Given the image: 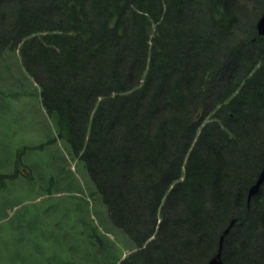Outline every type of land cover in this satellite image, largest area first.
I'll list each match as a JSON object with an SVG mask.
<instances>
[{"label": "trees", "instance_id": "1", "mask_svg": "<svg viewBox=\"0 0 264 264\" xmlns=\"http://www.w3.org/2000/svg\"><path fill=\"white\" fill-rule=\"evenodd\" d=\"M263 11L0 0V75L16 64L45 116L41 161H0V264H205L233 218L224 264H264V182L247 199L264 161Z\"/></svg>", "mask_w": 264, "mask_h": 264}, {"label": "rangeland", "instance_id": "2", "mask_svg": "<svg viewBox=\"0 0 264 264\" xmlns=\"http://www.w3.org/2000/svg\"><path fill=\"white\" fill-rule=\"evenodd\" d=\"M16 65V64H15ZM12 67V72H9L8 74H1L0 75V88L2 90V94L0 95V103H7V111L9 109V112H7L8 117H11V120L7 122V119L0 118V131L4 130L6 127L4 126L5 122L6 124L12 123L13 126H10L9 130H5L8 134H1L0 133V161H7V156L11 160V154L12 151H15L20 154V151L23 150V154L26 155L30 153L32 156L38 160L41 161L43 158V154L41 149L37 146V143L39 138H42V128L41 125L43 123V120L45 116H43L41 110L39 109V103L37 100V97L35 95V92H37L36 83L32 81V84H28L29 78H26L24 74H22L18 67L16 66ZM34 91V96L29 95V91ZM26 91V92H24ZM9 93H17L18 95H9ZM5 94L7 96H5ZM11 96V97H9ZM5 97H7L5 99ZM10 99H13L14 101L9 102ZM26 144V146H29L27 148H23L22 146ZM22 145V146H21ZM19 148V150H18ZM61 150L65 151L61 148ZM15 154V153H14ZM69 160V168L74 170V162L75 160H70L69 156H66ZM11 168V163L7 164V169L9 173V169ZM18 171L20 172H26L28 167L26 166V163L19 161L17 163ZM25 169V171H24ZM77 175L82 178L81 181L84 180L82 175V170L76 173ZM79 177V178H80ZM9 181V179H7ZM28 196H25L27 198ZM250 200V199H249ZM27 202L31 201L29 198L26 200ZM5 215L9 216L12 212V209H9L8 207H5ZM99 216H105L103 212L101 211L100 214L96 213ZM4 215V210H1L0 212V218ZM234 219V218H233ZM236 220V219H234ZM235 223V222H234ZM110 228H113L111 224L108 222ZM116 235L119 233L116 231ZM226 236V235H225ZM125 244L127 247H130V242L125 239ZM124 254L127 253V250L124 249L122 252Z\"/></svg>", "mask_w": 264, "mask_h": 264}, {"label": "water", "instance_id": "3", "mask_svg": "<svg viewBox=\"0 0 264 264\" xmlns=\"http://www.w3.org/2000/svg\"><path fill=\"white\" fill-rule=\"evenodd\" d=\"M256 28H257L258 34L264 35V11L256 21ZM263 182H264V161H263L262 167H261L255 181L248 188V191H247V199L248 200L251 198V196L255 195L258 192V190H259V188ZM234 222H235V220L232 219L229 222V224L224 229H222L220 236H219L217 251L206 262V264H224L223 260L221 259L222 242H223L225 235L228 233L229 229L234 224Z\"/></svg>", "mask_w": 264, "mask_h": 264}]
</instances>
